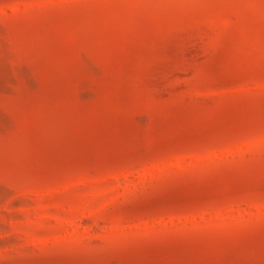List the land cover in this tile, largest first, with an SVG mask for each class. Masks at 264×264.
I'll use <instances>...</instances> for the list:
<instances>
[{
  "label": "rangeland",
  "instance_id": "obj_1",
  "mask_svg": "<svg viewBox=\"0 0 264 264\" xmlns=\"http://www.w3.org/2000/svg\"><path fill=\"white\" fill-rule=\"evenodd\" d=\"M0 264H264V0H0Z\"/></svg>",
  "mask_w": 264,
  "mask_h": 264
}]
</instances>
